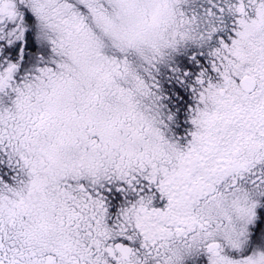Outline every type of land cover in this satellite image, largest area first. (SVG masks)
I'll list each match as a JSON object with an SVG mask.
<instances>
[{
	"label": "snow or ice",
	"instance_id": "6c2138e0",
	"mask_svg": "<svg viewBox=\"0 0 264 264\" xmlns=\"http://www.w3.org/2000/svg\"><path fill=\"white\" fill-rule=\"evenodd\" d=\"M0 264H264V0H0Z\"/></svg>",
	"mask_w": 264,
	"mask_h": 264
}]
</instances>
